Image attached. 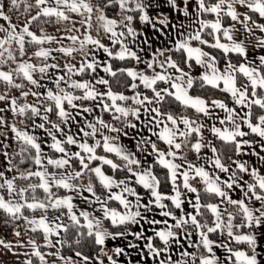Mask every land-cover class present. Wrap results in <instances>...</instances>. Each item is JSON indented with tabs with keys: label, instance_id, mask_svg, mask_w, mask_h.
I'll use <instances>...</instances> for the list:
<instances>
[{
	"label": "snow or ice",
	"instance_id": "6c2138e0",
	"mask_svg": "<svg viewBox=\"0 0 264 264\" xmlns=\"http://www.w3.org/2000/svg\"><path fill=\"white\" fill-rule=\"evenodd\" d=\"M0 218L19 264H264V0H0Z\"/></svg>",
	"mask_w": 264,
	"mask_h": 264
},
{
	"label": "crops",
	"instance_id": "0c3cea01",
	"mask_svg": "<svg viewBox=\"0 0 264 264\" xmlns=\"http://www.w3.org/2000/svg\"><path fill=\"white\" fill-rule=\"evenodd\" d=\"M180 19H182V17ZM177 23H179V20H177ZM148 35H149V39L154 41L157 46L165 43V40L167 39L166 37L163 36V34L160 35L152 34L150 29ZM101 74L103 73L101 72ZM252 159L254 160L255 157H253ZM259 231H264V230H259ZM20 238L23 239L24 237H20ZM261 243L264 244V239H262ZM0 264H19V262L16 260V257L13 253L4 250L3 247L0 246Z\"/></svg>",
	"mask_w": 264,
	"mask_h": 264
},
{
	"label": "trees",
	"instance_id": "16d2710c",
	"mask_svg": "<svg viewBox=\"0 0 264 264\" xmlns=\"http://www.w3.org/2000/svg\"><path fill=\"white\" fill-rule=\"evenodd\" d=\"M28 2L31 3V0H28ZM10 14L13 16L14 20H16V19L23 20L24 17H25V14H24L23 10H21L19 12V15L18 16H17V13H14V12L13 13H10ZM46 30L49 31V32H51L52 31V28L51 27H47ZM117 66H119V65H117ZM0 219H2V218H0ZM0 237H2V238H10V239H14L15 238L13 236V233L11 231V228L5 226L2 223H0Z\"/></svg>",
	"mask_w": 264,
	"mask_h": 264
}]
</instances>
